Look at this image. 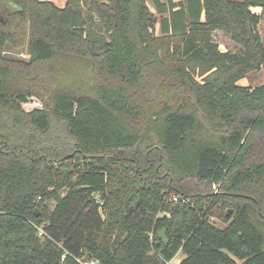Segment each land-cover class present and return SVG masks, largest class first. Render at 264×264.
Segmentation results:
<instances>
[{"label":"trees","instance_id":"trees-1","mask_svg":"<svg viewBox=\"0 0 264 264\" xmlns=\"http://www.w3.org/2000/svg\"><path fill=\"white\" fill-rule=\"evenodd\" d=\"M185 1L0 0V264H264V0Z\"/></svg>","mask_w":264,"mask_h":264},{"label":"rangeland","instance_id":"rangeland-1","mask_svg":"<svg viewBox=\"0 0 264 264\" xmlns=\"http://www.w3.org/2000/svg\"><path fill=\"white\" fill-rule=\"evenodd\" d=\"M258 29L261 32L262 39H263V42H264V22H261L258 25ZM214 35H215L214 36V40L222 42L220 44V46H219V48L221 50H226V49L237 50L239 48V45L234 43L233 41H231L227 34H223L222 32H217L216 31L214 33ZM3 55L5 57H17V58L24 59V60H28L29 57H30V53L28 51L27 45H25L23 48H21L18 52L12 51L11 49L10 50H6L3 53ZM208 73H205V74L201 75L199 73V68L196 67L195 70H194V78H195V80L197 82L203 83L204 82V77ZM30 84H33V83H30ZM236 84L237 85H241V86H249L251 88L255 87V86L264 85V65L259 70L255 69V70H252V71L248 72L247 75L245 77L240 78L236 82ZM39 106H41L40 100L37 97H35V96L29 97L27 99V101L23 104V108L25 110L36 108V107H39ZM212 190H214L213 186H212ZM218 190H219V187H218L217 191ZM65 192H66V189H64L61 193L64 194ZM94 196L96 198H98V194H94ZM38 200H39V197H37L36 201H38ZM54 205H55V201L54 200H49L48 201V206L50 208H53ZM229 208L233 210L232 207H227V206L223 205L222 203H217V204L215 203L211 207V209L209 211L210 220L218 227L222 228V227L226 226V224L229 221H224V214L226 213L227 209H229ZM37 212H40V210H37ZM230 215H231V213L229 214V216ZM160 234L162 235V231L160 232ZM183 257H184L183 252L179 251L176 254V256H175V259L180 261ZM178 262H177V264H178Z\"/></svg>","mask_w":264,"mask_h":264},{"label":"crops","instance_id":"crops-1","mask_svg":"<svg viewBox=\"0 0 264 264\" xmlns=\"http://www.w3.org/2000/svg\"><path fill=\"white\" fill-rule=\"evenodd\" d=\"M43 1H50L52 2L54 5H56L57 7H63L66 3L67 0H43ZM161 2L163 3H167V0H160ZM173 2L175 3H184V5H186V1L185 0H172ZM237 1H242V0H237ZM146 3H147V6L149 7V9L156 14L157 16V21L154 25V33L156 36H162V26H161V17H166L168 16L169 14V11H167L166 13H163V14H157L156 12V8H155V5L154 3L152 2V0H146ZM179 8V6L175 7L174 10H177ZM251 11L253 12H256V13H259L261 12V8L256 6V7H251L250 8ZM200 20L201 21H204V12L202 11L201 12V15H200ZM166 29L168 30V32H172V24H166ZM217 32H222L221 30H216ZM215 32V31H214ZM219 42V41H218ZM222 42H219V44H221ZM220 46V45H219ZM175 257H173V261H174V264H177V262L179 260H176ZM179 263V262H178Z\"/></svg>","mask_w":264,"mask_h":264},{"label":"built area","instance_id":"built-area-1","mask_svg":"<svg viewBox=\"0 0 264 264\" xmlns=\"http://www.w3.org/2000/svg\"><path fill=\"white\" fill-rule=\"evenodd\" d=\"M213 193H216L217 189H218V184H214L213 185ZM170 200L173 202H177L178 200H180L181 202H189L188 198H185L182 195H172L170 197ZM168 214V213H167ZM168 216H170V214H168ZM38 236H42V228L41 226L38 227ZM64 257V254L62 255V258ZM78 262H80L81 264H103L100 260L95 259V258H89V259H78ZM164 264H174L173 258L166 261Z\"/></svg>","mask_w":264,"mask_h":264},{"label":"water","instance_id":"water-1","mask_svg":"<svg viewBox=\"0 0 264 264\" xmlns=\"http://www.w3.org/2000/svg\"><path fill=\"white\" fill-rule=\"evenodd\" d=\"M230 212H231V209L229 208V209L227 210V215H229ZM36 215H38V212H36Z\"/></svg>","mask_w":264,"mask_h":264}]
</instances>
